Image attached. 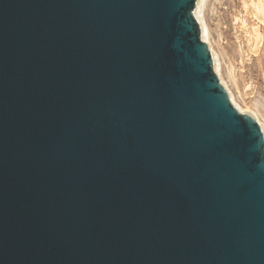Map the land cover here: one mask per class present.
<instances>
[{
	"label": "water",
	"instance_id": "water-1",
	"mask_svg": "<svg viewBox=\"0 0 264 264\" xmlns=\"http://www.w3.org/2000/svg\"><path fill=\"white\" fill-rule=\"evenodd\" d=\"M199 0H0V264H264V131Z\"/></svg>",
	"mask_w": 264,
	"mask_h": 264
},
{
	"label": "rangeland",
	"instance_id": "rangeland-1",
	"mask_svg": "<svg viewBox=\"0 0 264 264\" xmlns=\"http://www.w3.org/2000/svg\"><path fill=\"white\" fill-rule=\"evenodd\" d=\"M263 10L264 0H206L203 27L231 102L251 113L264 131Z\"/></svg>",
	"mask_w": 264,
	"mask_h": 264
},
{
	"label": "bare ground",
	"instance_id": "bare-ground-1",
	"mask_svg": "<svg viewBox=\"0 0 264 264\" xmlns=\"http://www.w3.org/2000/svg\"><path fill=\"white\" fill-rule=\"evenodd\" d=\"M205 3H206V0H199L198 3H197V7H196V16L197 18L199 19V22H200V25L202 27V30H203V40H204V33H205V30H204V27L203 25H205V19H204V15H203V9H204V6H205ZM264 11V10H263ZM209 37L208 35V30H206V33H205V40H207ZM204 40V41H205ZM214 57V56H213ZM215 58V57H214ZM216 59H217V56H216ZM215 69H216V61H215ZM218 70V72L220 73V63L218 62V59H217V69L216 71ZM217 72V73H218Z\"/></svg>",
	"mask_w": 264,
	"mask_h": 264
}]
</instances>
